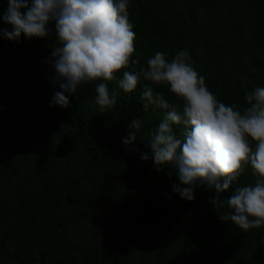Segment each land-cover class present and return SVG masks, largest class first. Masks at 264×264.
<instances>
[{"label": "trees", "instance_id": "trees-1", "mask_svg": "<svg viewBox=\"0 0 264 264\" xmlns=\"http://www.w3.org/2000/svg\"><path fill=\"white\" fill-rule=\"evenodd\" d=\"M8 2L0 0V264H264V226L245 232L220 219L234 190L254 184L250 165L223 192L198 184L193 200L181 198L175 169L158 171L147 146L169 110L144 109L143 78L132 92L118 87L156 52L171 62L187 50L209 91L242 110L246 91L264 87V0H129L134 63L65 93L67 108L51 103L60 90L48 63L55 22L44 38L9 40ZM101 82L117 101L103 113ZM153 87L182 110L168 86ZM134 118L141 127L125 145ZM173 131L181 138L184 125Z\"/></svg>", "mask_w": 264, "mask_h": 264}, {"label": "clouds", "instance_id": "clouds-1", "mask_svg": "<svg viewBox=\"0 0 264 264\" xmlns=\"http://www.w3.org/2000/svg\"><path fill=\"white\" fill-rule=\"evenodd\" d=\"M129 0H9L3 21L12 30H2L9 40L44 38L55 22L58 44L50 53L48 63L54 70L52 82L59 86L52 104L69 106L65 93L75 94L78 87L91 81H112L116 73L129 67L135 52V32L129 21ZM21 9H26L22 12ZM187 50L179 51L169 62L162 52L148 59L147 67L124 71L118 87L129 93L141 78L145 83L141 99L149 105L167 109V114L147 146L157 170L164 166L175 169L180 185L173 191L181 198L194 199L193 188L214 187L217 192L229 189L251 167L254 184L238 186L226 200L230 212L220 219L231 221L247 232L264 226V87L246 91L247 106L242 110L235 104L220 102L209 91L205 78L189 63ZM154 85H166L181 102L182 110L165 96L154 91ZM95 104L100 112L116 104V93L110 95L108 84L95 88ZM184 125L177 138L173 125ZM141 127L133 119L129 145L137 139ZM254 145V147H253ZM143 160L149 155L143 154ZM222 181V182H221ZM215 202V201H214ZM221 202L218 207L223 206Z\"/></svg>", "mask_w": 264, "mask_h": 264}]
</instances>
